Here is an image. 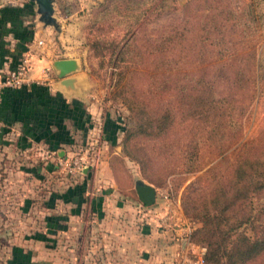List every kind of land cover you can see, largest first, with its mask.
<instances>
[{"label":"trees","instance_id":"obj_1","mask_svg":"<svg viewBox=\"0 0 264 264\" xmlns=\"http://www.w3.org/2000/svg\"><path fill=\"white\" fill-rule=\"evenodd\" d=\"M162 1L100 0L92 13L97 32L89 36L91 53L101 64L113 66L111 96L119 98L135 120L134 126H118L125 129V153L139 162L145 176L144 156L129 148L138 136L159 141L161 155L168 159L186 148L192 155L202 148L220 155L209 169L208 190L184 200L187 215L199 221L192 240L205 245V264H264L263 208L253 214L250 207L264 195V144L241 142L234 161L224 154L242 136L241 124L232 121L236 102L253 100L258 92L264 95V46L257 54L242 43L264 36V0H246L239 7L224 0H189L181 16L144 39L139 30L147 19L161 14ZM193 4L204 11L192 12ZM230 29L239 40L230 38ZM201 46L225 59V65L213 69L197 62ZM219 80L225 82L216 96ZM168 94L174 97L172 106L155 105ZM149 180L154 182L150 172Z\"/></svg>","mask_w":264,"mask_h":264},{"label":"crops","instance_id":"obj_2","mask_svg":"<svg viewBox=\"0 0 264 264\" xmlns=\"http://www.w3.org/2000/svg\"><path fill=\"white\" fill-rule=\"evenodd\" d=\"M35 8L34 0H0V66L14 67L23 58L31 64L29 83L0 92L1 251L18 247L8 263L26 264L24 254L32 249L33 261H42L49 242V264H174L185 247L182 239L172 229L138 218L139 211L156 220L147 206H138L114 186L109 157L122 131L121 117L99 109L80 73L70 75L69 84L55 77L54 60L74 57H53L51 48H42L41 33L48 28L37 21ZM96 132L100 144L90 156L98 153L97 164L86 166L82 175L61 176L59 159L74 154L80 141L83 147L96 143L91 137ZM26 153L32 154L30 160ZM26 166L37 170L27 172ZM46 227L49 239L40 233Z\"/></svg>","mask_w":264,"mask_h":264},{"label":"rangeland","instance_id":"obj_3","mask_svg":"<svg viewBox=\"0 0 264 264\" xmlns=\"http://www.w3.org/2000/svg\"><path fill=\"white\" fill-rule=\"evenodd\" d=\"M98 1L100 0H53L54 22L49 24H46L44 21H39V14L35 8L34 12L37 21L41 23L43 28H48L47 31L41 33L40 39H42V43L40 45L45 50L51 48L52 53L50 55L53 57L56 55L60 56L64 53L72 54L77 62V67L75 70L70 72L68 76L80 73L81 77L85 78L87 90L90 94H93L91 98L99 104V109H101L102 112L109 111L113 115H119L124 128H127L134 126L135 120L131 117V113L126 105L119 98H113L111 96L113 80L112 71L114 68L106 62L101 64V59L93 56L89 48V36L97 32L95 30L96 27L91 24V18ZM188 1L189 0H163L158 6V9L161 10V14L155 18H151L150 20L147 19L142 28L139 30V36L147 40L154 37L156 35L157 29L160 28L164 23L183 14V7ZM224 1L232 7H239L242 6L246 0ZM190 9L192 12L197 13L204 11L202 7L196 6L194 4L190 6ZM228 34L232 40L236 41L240 39L234 29H230ZM242 43L250 48L256 49L257 54H259L262 47L264 46V36H251L243 39ZM195 58L200 64H211L213 69H215L218 65H225L226 63L225 59H218L210 55V52L207 50V48H204V46H201ZM209 76V78L213 80V74L210 73ZM55 77L59 78V76ZM224 82L225 80H219V82H217L215 85L216 87L214 93L216 96L221 90ZM173 103V95L168 94L156 100L155 105L164 107L172 106ZM263 116L264 95L260 97L259 92L253 98V100H242L236 102L233 109L232 121L241 124L242 136L240 137L239 141L232 144L224 153L230 161H234L236 159L237 154L239 153V145L241 142H248L255 147L264 144ZM179 127L180 126L178 124L175 125V128ZM124 130L120 132L118 141L113 146V151H111L109 157V163L114 175V186L117 187V191L124 193L127 197L135 201L136 204H139L138 206H147V208H149V210L151 209L152 211L155 209V207L157 208L160 206V204L163 202L162 194L167 191L171 196H173V198L175 197L178 200L180 210L192 222V224L195 227L199 225V221L197 219L187 215L184 207V200L187 198L196 197L208 190L212 184V178L210 176L209 169L217 164L221 156L210 152L205 148L200 149L197 155H192L189 152V149L186 148L175 153L170 159H168L161 155L163 148L160 149L161 147L159 145V141L149 139L148 137L138 136L129 142V148L132 149V152L144 156L147 166L146 171L148 173V175L145 176L141 171L139 162L135 158L130 157L125 153L123 142L125 133ZM171 133H173V131L170 132V134ZM94 134L95 133H92L91 137L94 136L92 141L96 143H91L92 145L90 143H85L84 148L83 145L80 144V141L78 146L79 148L76 149L74 153L85 152L90 157L92 151H98L97 146L100 144V137L97 132L95 135ZM31 156L32 154H25V158L27 160H30L29 158ZM149 156L151 157L150 163ZM25 169L27 172L31 170H37V168L34 166H26ZM149 172L152 174L154 182L149 180ZM59 174L64 177L68 175V173H66L64 170L60 171ZM139 179L155 185L157 189V196L154 204L143 205L137 198L134 183ZM50 186L51 184L47 180L44 187L46 192L49 190ZM46 192L43 191L44 194ZM250 207L252 208L253 214H258L263 208L262 217L264 219V195L259 199L253 200L250 204ZM138 214L139 216L137 217H140L142 221L145 220V222H147L146 220H148L149 223L152 222L153 224H156V220L151 221L149 219L150 217L145 216L143 213L140 214L139 211ZM194 222H196V225ZM9 223V220L5 221L6 225ZM246 230L249 233L251 232L249 227H246ZM40 233L43 235V237L48 239L50 238V231L48 227L43 228ZM28 234H33V232H28ZM78 241L81 244V236L77 242ZM48 244L49 242L47 245ZM47 245L44 248L45 253H43L42 257L43 262L38 260L33 261L34 251L32 249L31 252L24 254V260L26 264H49L51 260V254L50 247ZM76 249L79 253H81V248L79 246L76 247ZM58 251L63 255L68 253V251H66V249L63 247H59ZM0 252H2L0 256H2L4 264H10L8 263L7 256L14 254L11 252V248L8 252L7 248L4 249V251H1L0 249Z\"/></svg>","mask_w":264,"mask_h":264},{"label":"built area","instance_id":"obj_4","mask_svg":"<svg viewBox=\"0 0 264 264\" xmlns=\"http://www.w3.org/2000/svg\"><path fill=\"white\" fill-rule=\"evenodd\" d=\"M42 40H39L41 43ZM31 64L27 58H23L16 66L3 69L0 66V92L5 87H19L31 81ZM47 78V75H45ZM98 153L94 157L85 152H75L69 157L60 158L58 165L70 175H80L86 166L97 164ZM163 202L155 207L150 214L156 218L158 227L174 230L178 241L185 238V247L178 250L174 264H202L205 245L195 243L192 240L194 225L182 213L178 200L167 191L162 194Z\"/></svg>","mask_w":264,"mask_h":264},{"label":"water","instance_id":"obj_5","mask_svg":"<svg viewBox=\"0 0 264 264\" xmlns=\"http://www.w3.org/2000/svg\"><path fill=\"white\" fill-rule=\"evenodd\" d=\"M37 3V11L41 13L40 19L46 24L53 23V0H34ZM53 66L58 70V75L64 84H69L74 77L68 76L70 72L76 69L77 62L74 58H57L53 62ZM87 170V167L84 168ZM137 198L144 205H152L156 201L157 189L152 183L144 180H137L134 183ZM182 245L185 244L186 239L181 240Z\"/></svg>","mask_w":264,"mask_h":264}]
</instances>
